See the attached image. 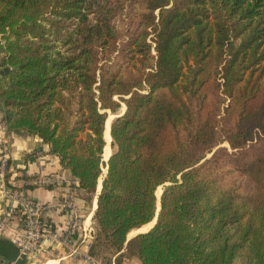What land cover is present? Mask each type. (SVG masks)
<instances>
[{
    "label": "trees",
    "instance_id": "trees-1",
    "mask_svg": "<svg viewBox=\"0 0 264 264\" xmlns=\"http://www.w3.org/2000/svg\"><path fill=\"white\" fill-rule=\"evenodd\" d=\"M0 38L7 127L96 194L91 255L264 264V0H0Z\"/></svg>",
    "mask_w": 264,
    "mask_h": 264
},
{
    "label": "crops",
    "instance_id": "crops-1",
    "mask_svg": "<svg viewBox=\"0 0 264 264\" xmlns=\"http://www.w3.org/2000/svg\"><path fill=\"white\" fill-rule=\"evenodd\" d=\"M5 54L6 51L0 45V61ZM3 146L6 148L9 159V166L6 171L7 187L17 189L23 194L37 197L53 205L63 199L70 187H75L78 190L79 199L83 201L81 190L76 185H73L76 181H71L72 177L69 171L60 165L57 156L50 151L49 145L42 142L41 138L36 134L25 130L9 129L5 122L4 109L0 103V150ZM38 173L48 176L54 173L55 175L45 184H35L32 182L31 177ZM15 204L16 201L9 198L0 186V215H5L8 218V223L12 228L19 224L20 218L19 213L17 211L14 212ZM86 209L83 202L81 208L82 217L87 216L86 220L92 223L93 199L88 214ZM46 215L53 224L64 225L68 222L67 211L61 210L55 205L46 211ZM1 236L10 240L6 235L0 234ZM76 243H78V240H76ZM49 247V250L37 259L39 264H92L83 256V253L88 251L85 242L78 244V250L80 251L78 253H73L71 248L56 246L55 244H50ZM0 258L2 259L0 264H5L15 259H8L2 255H0ZM29 263V258H25L23 264ZM118 264H141V262L132 257L128 261H122Z\"/></svg>",
    "mask_w": 264,
    "mask_h": 264
},
{
    "label": "built area",
    "instance_id": "built-area-1",
    "mask_svg": "<svg viewBox=\"0 0 264 264\" xmlns=\"http://www.w3.org/2000/svg\"><path fill=\"white\" fill-rule=\"evenodd\" d=\"M0 41L2 43L3 39L0 38ZM8 166V153L3 146L0 150V186L9 198L16 201L15 210H12L17 211L20 216L19 224L12 228L8 223V218L5 215H0V233L9 237L17 247L15 259L5 264H15L18 259L22 258H29V264H37V259L49 250L50 244L68 247L73 253H78L80 252L78 250L80 242H85L88 247V251L83 253L86 259L92 264H103L89 253L94 226L86 220L87 216L82 217L83 201L79 199L78 190L75 187H70L63 199L54 204L61 210L67 211L68 222L64 225L53 224L46 215V211L54 206L53 204L7 187L6 171ZM54 175V173L49 176L38 173L33 175L31 179L35 184H45ZM71 181L75 182L76 180L72 179ZM111 264L118 263L112 258Z\"/></svg>",
    "mask_w": 264,
    "mask_h": 264
},
{
    "label": "water",
    "instance_id": "water-1",
    "mask_svg": "<svg viewBox=\"0 0 264 264\" xmlns=\"http://www.w3.org/2000/svg\"><path fill=\"white\" fill-rule=\"evenodd\" d=\"M4 69L7 70V69H8V66H5ZM124 110H125V104H124V107H123V109L121 110V112H120V113H117L116 115L123 113ZM116 115H115V116H116ZM105 122H106V120H105ZM110 123H111V121L109 122V128H108V132H109V134H110ZM104 129H105V127H104ZM105 139H106V138H105ZM109 144H110V147H111V135H110V142H109ZM110 153H111V151H110ZM110 153H109V155H110ZM109 155H108L106 158L103 157V159H104V160H107L108 157H109ZM106 168H107V166H105L104 169H103V172H104V173L106 172ZM101 180H102V178L100 177V178L98 179L99 187H98V185H97V191H96V193H97V192L99 191V189H100V186H101ZM167 183H168V182H165L164 184H167ZM161 185H162V184H161ZM157 187H158V186H157ZM155 191H156V190H155ZM161 192H162V190H161ZM161 192H160V194H161ZM160 194H159V198H158L159 205L157 206V198H156V210H155L154 217L151 219V220L154 219V221H153V223H152L147 229H149V228L155 223V221H156L157 213H158V210H159V208H160ZM155 195H156V193H155ZM95 197H96V194H95ZM147 229H145V230H147ZM145 230H139V231H136L135 234H137L138 232L145 231ZM135 234H134V235H135ZM129 238H130V237H128V233H127V235H126V240H128ZM1 262H2V259L0 258V263H1Z\"/></svg>",
    "mask_w": 264,
    "mask_h": 264
},
{
    "label": "bare ground",
    "instance_id": "bare-ground-1",
    "mask_svg": "<svg viewBox=\"0 0 264 264\" xmlns=\"http://www.w3.org/2000/svg\"><path fill=\"white\" fill-rule=\"evenodd\" d=\"M123 106H124V104H123ZM111 119V118H110ZM109 122H110V120L108 119V123H107V125H106V129L104 130V137L106 138V146H105V148H104V151H103V156L106 158L108 155H109V153H110V148H109V146H110V144H109V142H110V134H109V132H108V128H109ZM98 187H99V183H98ZM160 187V186H159ZM158 187V188H159ZM156 198H157V206L159 205V201H158V198H159V194H160V191H159V189H157L156 190ZM93 207H94V209H95V207H96V197H95V195H94V198H93ZM94 209H93V211H94ZM153 221H154V219H153ZM153 221H150V223H147V224H145V225H143V226H150L152 223H153ZM142 226V227H143ZM136 230H141V227H139V228H137V229H135L134 231H136ZM133 233V231L132 232H129L128 233V235L130 236L131 234ZM128 236V237H129Z\"/></svg>",
    "mask_w": 264,
    "mask_h": 264
},
{
    "label": "rangeland",
    "instance_id": "rangeland-1",
    "mask_svg": "<svg viewBox=\"0 0 264 264\" xmlns=\"http://www.w3.org/2000/svg\"><path fill=\"white\" fill-rule=\"evenodd\" d=\"M124 107V106H123ZM123 107L122 106H120L119 107V109L116 111V112H111V111H109L108 110V115H107V120L109 119L110 121L112 120V118L117 114V113H120L121 112V110L123 109ZM111 113V114H110ZM111 118V119H110ZM107 123H108V121H107ZM109 125V124H108ZM223 144H227V143H225V142H223ZM109 148H110V151H112V149H111V147L109 146ZM104 157V156H103ZM160 187L159 188H157V189H159V191L161 192V190L163 189V185H159ZM93 198H94V196H93ZM91 205V204H90ZM91 208V206H87V212L89 211V209ZM151 221H153V220H151ZM150 223V222H149ZM92 225H93V222L91 223ZM149 226H143V227H141V230H145V229H147ZM95 230V229H94ZM136 231H138V230H136ZM136 231H133V233L129 236V237H132L135 233H136ZM1 234V233H0ZM125 247H126V242H125ZM108 251H106V253H107ZM126 254H127V257H124V258H122L123 259V261H128L129 259H131L132 257H134L138 262L140 261L138 258H136L134 255H132V253H131V251H127V252H125ZM112 258H114V255H112L111 256V259Z\"/></svg>",
    "mask_w": 264,
    "mask_h": 264
}]
</instances>
